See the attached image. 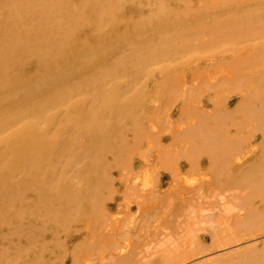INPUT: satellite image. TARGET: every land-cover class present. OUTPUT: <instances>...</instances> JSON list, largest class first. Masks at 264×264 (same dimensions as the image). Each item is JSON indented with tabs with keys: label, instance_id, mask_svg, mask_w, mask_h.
Masks as SVG:
<instances>
[{
	"label": "bare ground",
	"instance_id": "6f19581e",
	"mask_svg": "<svg viewBox=\"0 0 264 264\" xmlns=\"http://www.w3.org/2000/svg\"><path fill=\"white\" fill-rule=\"evenodd\" d=\"M198 1L202 2L204 7L201 4L199 5L201 9L193 6L192 8L196 9L193 12L191 7L192 10L188 9L191 0H0V205L4 204V206H0V223H4L6 226L17 223L16 219L14 223L10 220L15 218V215L12 217V214H15L14 211L16 210L12 208L13 213L9 211L11 206L14 207L10 203L16 201L21 203V207L19 203H16L18 205L16 207L19 208L17 211L20 210L16 214V218H18L19 214L26 209L25 190L32 188L28 186L29 182L30 186L33 185H31V182H35L37 189H34L35 193L38 194L35 195L38 197L36 203H33L32 206L37 204L38 207H43L47 211L49 207L46 209V205H52V210L49 209L47 214L44 210L45 213L42 212L47 216H50L48 214L51 212L57 213L59 211L61 213V209L66 208L67 211L64 214L67 213L68 216L75 210L74 202L76 204L81 203L83 194L79 191L80 188L71 182L73 180L65 174L66 167L58 169V178L53 176V168L55 163H61V155L65 154L69 159L68 162L64 163L69 169L75 163L74 176L80 182H87L91 177H95V169L101 159L105 158L107 152L114 151L117 153L120 150V143L123 142L118 137L123 134L120 130H126L130 126L135 139L141 135L144 136L145 130L142 131L139 122H136L138 117H140V120L145 113L140 98L143 97V92L141 95L140 91L139 96L136 95V98L133 97L134 94L128 95V92L137 93L141 89L137 86L138 82L136 80L142 76L135 77L136 73L140 72V74L147 76L153 71V67L162 68L163 65L160 63H163L162 60L165 57L168 58H165L167 62L170 58L175 59L176 62V58L187 55L186 52H189V54L193 52L194 54L195 43L197 44L196 50L204 47L203 51L206 52L218 38H222L220 39L222 43L225 42L231 35L230 32L233 35V38L231 36V39H229L231 44H236L235 42H239L240 40L237 39L240 38H243L246 42L248 36H251V39L252 36L257 37L255 42L259 37L263 38L264 41L263 8L261 13L258 12L260 7L254 9V12L253 10L252 12L248 11L251 6H253L252 9L256 8L254 5H250L254 0H248L250 3L246 1L250 5L246 11L243 10L244 6H247L244 5L247 4L244 0H242L244 4L241 0ZM257 1L256 3H259ZM239 6L243 9L237 8ZM204 8L206 10L208 8L210 11H207V13L202 12L205 16L202 17L203 15L199 12L205 10ZM235 8L240 11L243 10L241 15L243 17L244 14L245 19L243 18L241 21L240 16L238 17L240 11ZM197 10L201 11L198 12ZM206 14H211L212 17L214 14L213 18L208 15L212 23H210L211 20H207L204 24L206 27L204 30L205 36H208L207 40H209V42H206H211V45H208L209 47L205 41L202 42L199 38L198 40H196L197 38L194 39V35H190V38L198 42L200 40L203 44L193 43L192 39H188L185 35L188 30L185 31L182 25L185 26V22L190 19L194 23V28L197 26L199 30H203L204 27L199 26V24L201 17L206 18ZM235 14H237V17L232 18L231 16ZM143 16L144 18H142ZM145 17L147 18L145 19ZM192 19L196 21L193 22ZM236 19L240 20L233 22ZM197 20L199 21L197 22ZM208 21L210 24L207 23ZM235 26H237V29ZM170 27L172 31L177 30L173 35ZM189 27L193 29L191 26ZM232 27H235V29ZM178 28L184 29L181 31ZM198 29L195 28L194 30L198 31ZM190 32L187 34H190ZM200 33L198 31L199 35ZM198 34L197 36H199ZM225 34H229L228 37ZM160 35L161 38L165 37L164 40L160 39L162 43H159ZM201 35L200 38L203 36ZM176 39L178 41H175ZM164 41L169 44L168 46L172 44L174 45L173 48H180L182 51H176L170 47L169 52L168 46L166 47L167 44L163 43ZM227 42H225L226 45ZM156 43L158 46L165 44L164 47L168 51H164L163 47L160 48L161 46L158 47L160 50L155 49L157 47ZM222 43L216 42V45H213L212 48L217 47V45L220 48ZM230 43L229 45H231ZM198 44L203 46L199 47ZM192 46L194 51L190 48ZM187 49H191L192 52ZM172 50H175V52ZM259 51L256 53L263 56L264 50ZM167 52L169 54H166ZM172 52L173 54H170ZM198 52L195 54L197 55ZM201 53L203 52L201 51ZM241 54L240 57L243 61L246 59V53ZM246 56L252 57L251 53L250 55L247 53ZM235 57L238 58L234 55ZM254 57L255 55H253ZM257 58L255 59L259 63L260 59ZM236 59L232 61H238L234 63L236 66L230 64V70L234 68V70L232 69L233 72L240 71L238 74L242 75L240 78L243 81L240 80L243 84H237L243 86L244 80H248L244 77L250 71L247 70L248 73H245L242 68L244 69L245 63L248 64L249 62L247 63L248 60L243 61L244 66L240 63V69L235 71V68H239L238 63L241 62L240 59ZM249 61V66L246 65L245 68L251 67L249 68L251 70L254 62H252V58ZM26 66L32 67L31 72H34H26ZM255 66L257 67V65ZM163 70H168V68ZM254 74L251 75L254 76ZM258 76L255 75L256 78ZM259 78L261 80L260 76ZM166 87L167 89L164 86L157 90L164 95V93L171 90L168 89V86ZM260 94L258 93L257 97L260 96L262 98H259L261 103H264V95L261 96ZM250 96L252 95L250 94L248 97L251 98ZM248 97L246 100H248ZM217 100H222V97L217 98ZM217 100L212 99L214 103H218ZM243 101L245 99L242 100V104L245 103ZM73 102L81 105L80 107L77 106L79 109H74ZM222 102L216 104L215 108L218 109L217 106L219 107ZM107 103H110V105L108 109H105L104 105ZM246 103H248L247 107L245 104V107L241 104L242 109L244 108V114L246 116L247 114L250 115L249 108L251 107L254 111L251 113L258 115L257 109L252 108L250 105L252 102ZM248 106L250 107L248 108ZM245 108L249 109V113H246L247 109ZM239 109L241 110V108ZM106 111L110 112V117L104 119L107 114ZM215 113L217 112L212 113L210 117L199 115L198 121L194 124L195 126L187 127L188 130L182 136L183 139L185 136V140H187V135V138H189L187 141L189 144L185 145L187 150H183V156L187 159L186 161L191 169L197 167L196 159L197 156L201 155L200 152L206 153V159L209 163L208 170L213 172L215 177L203 184L206 187L209 186L208 188L211 190L207 194L203 193L196 197H180V205L185 209L179 215H176L175 221L177 223L176 230L183 231V234L180 237H169L171 239H168V243L164 242L166 246L161 250L158 260L149 263L144 260V257L136 261L132 260V257H135L136 254L129 249L127 243L114 244L112 248L117 251L119 264H191V262L199 259L200 262L198 261L197 264H264V241L260 246L256 244L258 232L264 231V212L258 210L259 206L264 205V142L262 141L257 151H255L253 142L247 141L248 138L246 137L254 135L252 131H250L252 135L246 131L248 134L245 133L244 135L246 139L234 138L230 135L231 133L229 134L227 128L229 123L225 124L220 112H218L219 115L218 113L215 115ZM259 114L262 115V113ZM251 115L247 117L251 118ZM79 116H83V118H79ZM72 118L79 119V121L76 131L71 130L70 132V128H66V125L67 123L69 125V122L73 120ZM49 119H52V121H49ZM208 119L212 121L210 126L207 122ZM259 119L262 122L261 118ZM46 122H50V127L45 125ZM236 123L238 127V122ZM74 124L70 127H75ZM256 124L254 125L256 126ZM235 125L234 123L233 126ZM257 127H260L257 131L264 128L261 127L260 123ZM240 129L239 126V131ZM255 130L253 132H256ZM263 132L262 130L260 133ZM116 136L119 140L118 143ZM194 137L197 139L196 141L192 140ZM40 150L46 152L42 151L43 153H41ZM90 152L94 154L95 159L77 164ZM250 153L254 156V158L249 156L253 159L251 163L244 160L245 156ZM224 166L225 169H223ZM174 168H176L175 165ZM176 171V169L173 170V174ZM42 175L44 177L48 176L49 179H40ZM203 184L199 185V188ZM95 187L97 186H94L96 190ZM92 188L88 189L93 191ZM239 188L242 190V194L236 197L239 202L241 201L240 209L237 207L236 212H238L237 210H244V214L242 216L237 214L234 225L242 228V230H226L221 226L222 223L227 224V221L221 222L219 219L235 208L232 204L229 207L226 202V204H219L207 216L212 221L211 226L199 229L200 231L205 230L204 234H209L210 246L207 247L202 244L204 236L201 237L197 233L194 238L193 235L189 236V228L195 226L194 223L197 224L198 217L203 215L209 199L223 196L224 192L231 189L239 191ZM127 191L130 192L127 195L131 194L132 187H128ZM174 192L179 194L175 190ZM91 193L93 196L90 193L88 195L93 199L95 196L93 192ZM97 194L98 192L95 195L97 196ZM92 199L91 203L94 202ZM95 199L97 198L93 200ZM140 200H142L143 206L141 204L142 208L140 206L139 208L146 209L147 207H144L146 201L139 199V202H141ZM231 200L229 199V201ZM93 205L95 203L91 206ZM56 213L55 215H57ZM51 214L54 216L53 213ZM50 217L51 219L55 218V216ZM214 217H217L216 221ZM159 219L165 221L166 217H159ZM15 232L17 235L21 234L19 230L15 229ZM201 233L203 232L201 231ZM92 234H95V232H92ZM245 235L246 237H244ZM178 238H180V242H176ZM243 243L250 245L237 248ZM92 246L90 243L81 249L83 252H87ZM220 250L226 251L223 252L224 254L219 253L217 255ZM212 254L215 255L201 261V258H206L207 255Z\"/></svg>",
	"mask_w": 264,
	"mask_h": 264
},
{
	"label": "rangeland",
	"instance_id": "374dc122",
	"mask_svg": "<svg viewBox=\"0 0 264 264\" xmlns=\"http://www.w3.org/2000/svg\"><path fill=\"white\" fill-rule=\"evenodd\" d=\"M244 1L250 3L251 0ZM244 1H242V4H244ZM254 1H252L250 5H254L256 8L252 9L253 6L250 7V5H248L249 3L247 2V4H244L247 5V8L244 5H241L242 7L244 6V9L240 6L237 8H242L246 11L250 7L248 11L252 12L253 10L254 12V9H258L260 7V9H258V12H263L261 11V9L263 8L264 10V0L257 1L259 3L261 1L262 4L256 3V0ZM200 4L202 5V7H204L202 2L198 0H191V2L188 4L189 7H187L190 10L193 9L192 11L195 12V7H200L199 9H201V6H199ZM193 6L194 8H192ZM204 9L205 10L203 11H197H201L199 12L201 14L202 12L207 13V11H210L208 10V8L207 10L206 8ZM237 10L240 11L239 9ZM242 11H240L239 14L237 13L238 17L240 16L241 21L244 18V14L243 17L241 15ZM255 12L257 11L255 10ZM211 14H206V18H202L205 17L204 14H202L203 16L201 17V22L199 26L204 27L202 28L203 30H199L196 26V23L200 19L197 20V22L195 23V28L198 29L199 33L201 32L200 35L202 34L203 36H201L203 38H200V35L198 34L197 30H194V23H192L190 19L188 21H190L192 24L188 21L185 22V26L184 24H182L185 28H182V30H188V32L186 31L185 33L186 37H188L189 39L191 37L190 35H194V37L192 36L194 39L197 38L196 40H198L199 38L200 40H202V42L205 41V43H207V46L211 45V42L208 43V36H205L204 31L206 29L204 24H206L207 20H211ZM237 14L231 17H237ZM208 15L211 16L209 17ZM142 18H144V16ZM146 18L147 17H145V19ZM203 19L205 22L203 21ZM240 19H236V21L233 20V22H237V20ZM195 21L196 20H193V22ZM222 22L224 23V21ZM207 23H209V21ZM210 23H212V20L210 21ZM186 24L191 26V28L193 29H190V27ZM235 27L237 29V26ZM235 27L232 28L235 29ZM170 29L172 35L174 32L176 33L177 31H172L171 27ZM178 29L181 30V28ZM189 32L190 34H187ZM192 32H194V34H192ZM230 33L231 35L229 36V38H224L226 39L225 42L231 39V36L233 38L232 32ZM197 34L199 36H197ZM225 35L226 37H228L227 35L229 34ZM161 37L162 36L160 35L159 40H164L165 37ZM252 37L255 38L254 36ZM248 38L246 42L243 38L237 39L242 41L240 43V41L238 42L236 40V44H231V40H229V42H227V45L225 44V42H223V45L220 40L222 38H218L219 41H214L220 44L222 43V45H220V48L218 45L217 47L215 46V48H212L214 47L213 45H216V42L212 41L214 42L212 43V47L210 46V48H208L209 50L207 49L206 52L203 51L204 47H202L203 45L201 46L200 44L198 45L202 48L200 49L198 47L199 50H196L197 44L195 42H202L200 40L198 42L190 38L192 39V42L195 43V51L193 46L190 47L192 48V51H194V54L191 49L187 50L191 51L193 56L191 53L189 54V52H186L187 55H180L183 58L181 59V57H177L176 62L174 61L175 59L172 58H170V60L172 59L171 61L168 60L167 62V60L165 59L167 57H165L163 58L164 61L166 60L165 62L163 60V63L159 62L163 65L161 69H159V67H153V71L150 73V75L147 76L144 74H140V72L136 73L135 77L142 76L136 80L138 82L137 86L141 87V89H139L137 93L128 92V95L134 94L133 97L136 98V95L139 96L140 91L141 95L143 92V97L140 98L142 99V104L144 107L143 112L145 113L143 117L141 116L142 118L140 120V117H138V121L136 120V122H139L140 127H142V131L143 129L145 130L144 132L146 133H144V136L141 135L139 138L135 139L133 137L132 129L130 126L126 130H120V132H123V134L119 132L121 135H118L120 136L117 135L118 137H120L121 142L123 140V144L120 143V150L117 153L114 151L107 152L105 158L103 157V159H101V162L98 163L99 165L95 169V177H91L90 180L87 182H80V180L76 176H74L73 172L75 163H73L71 168L69 169V167L64 164L68 162L69 159L65 156V154L61 155V163H55V166L53 168V176L55 178H58V169L66 167L65 174L71 180H73L71 182L76 184V187L80 188L79 191L81 192V194H83V196L85 195L84 198L81 195L82 201L80 204H76V202H74L75 210L68 214V216L66 215L67 213L64 214V212L67 211L66 208H62L61 213L59 211L57 213L55 212L57 215H55L54 212H51L55 216L54 219H51L50 216L54 217L51 213L48 214L50 216L44 214V211L46 210H44L43 207L40 208L37 206V204H34L35 208H33L34 206L32 205L33 203H36L38 197L35 195L38 194L35 193V189H37L34 184L35 182H31V185L33 184L32 186L29 185V182L28 186L32 188L27 189V191L25 190L26 201H24L27 203L25 207L26 209L24 208L25 210H23V213L21 212L19 214L18 218H16V214H18L20 210L17 211L19 208H17L16 206H18V203L19 205L21 203L19 201H16L17 199L15 200L16 202L10 203V205H14V207L11 206V210L9 211L13 213L12 208L16 209L14 211L15 214H12V217L15 215V218L13 219L10 217V220H12V223H14V220L16 219L17 223H14L15 225H13L12 223V225L9 224L11 227L8 225L6 226L4 223H0V264H119L117 260V251L114 250L112 246L114 244L120 245L125 243H127L129 245V249L136 254L135 257H132V260L136 261L141 257H144V260H147L148 263L158 260L161 250L166 246L165 243H168V241L171 239L169 237H180L181 234H183V231L181 232L176 230L177 223L175 221L176 215H179L180 212H183V210L185 209L183 206L180 205V197L184 196L190 198L196 197L197 195L203 193H209L211 189L208 188L209 186L206 187V185L203 183L208 180H213L215 177L213 175V172H209L208 170L209 163L206 159V153L203 154V152H200L201 155L199 156H197L198 153L196 154V156L198 157L196 159L198 168L195 167L191 169V166L188 165L186 161L187 159L183 156V150H187L186 144H189L187 142L189 138H187L188 135L186 136L187 140H185V136L184 139L182 138V136L188 130L187 127H194V124L199 119V115H206L210 117L212 113L220 112V114H222L221 116H223L225 124L227 125V123H229L228 125L231 127L230 129V127L227 125L229 134L231 133L230 135L232 137L240 139L245 138L244 135L246 131L249 134H251L250 131H252L254 135L251 134L252 136L246 137L248 138L247 141L253 142L255 151H257V148L261 145L262 141L264 142V132L260 133L262 130L264 131V112H261L264 111V103H261L260 99L262 98L260 96V99L257 97L258 93H263L260 94L261 96L264 95V54L261 53L263 54V56H260V53H256L259 50L261 51V49L262 51L264 50V41L262 40L263 38L260 37V39H257V42H255L257 37L254 40H252L253 38L251 39V36H248ZM161 40L159 41V43H162ZM175 41L178 40L176 39ZM157 43V47L155 49H159L158 47L161 46L160 48L163 47L162 49H164V51L169 50L170 52V47L171 49H175L176 51L181 50L180 48H173L174 45L172 44L171 46H168L169 44L164 41L163 43L167 44L166 47L168 46V50H166L167 48L164 47L165 44H160L158 46L159 43ZM229 43L231 45H229ZM206 45L204 46L207 47ZM175 50L172 51L175 52ZM197 51L199 52L196 55L195 53ZM201 51L203 53H201ZM173 52L170 54H173ZM182 53L184 54L185 52ZM241 53H246V55L247 53H249V55L251 53L252 57L250 58H252V62H254L257 67L252 64L253 68L251 70H249V68L251 67H248L246 69V65L249 66L248 64L250 63V58L249 56L245 55L246 59H244L246 61L248 60L247 63H249H245V67L244 69L242 68V70L245 71V73H248V71L252 73L249 72V76L248 74H244V78L248 80H244L245 82H247H244L243 86H238L237 83L243 84V80L242 78H240V76L242 77V75L238 74V72L240 73V71H237V73L233 72L234 68H232L233 70H230V66L232 64L233 66H236L234 63L238 62H232L235 61L234 59L237 58H234L235 55L238 56L236 60L240 59L239 61H241L238 63L237 66L241 67V65L244 63L243 61H245H242L240 57V55H242ZM166 54L169 53L167 52ZM253 55H255L254 58ZM258 56H260L261 58ZM255 58L260 59V62L258 63ZM242 66H244V64ZM240 67L237 69L235 68V71L239 70ZM26 68V72H34H31L32 67L26 66ZM166 68H168V70H163ZM253 73H255L254 76H252ZM255 75H259L262 81L260 80L259 76L256 78ZM258 81L259 83L262 82L263 84L257 83L259 84L257 85L256 82ZM164 86L165 89H167L166 86H168V89L171 90H169V92L167 91L166 93H164V95H162L157 89L163 88ZM258 86L260 87L258 88ZM217 89H219L220 91H218ZM256 89L258 90V93ZM248 91L250 92L248 93ZM248 94H251L252 96L254 95V97L250 96L252 98L251 99L248 97ZM164 97L165 99H163ZM220 97H222V100H217V98L219 99ZM247 97L248 100H246ZM242 98L245 99V101H243L245 103L243 104L242 100L244 99ZM212 99L215 101L217 100L218 103H214ZM221 101H223L220 104L221 107L219 106V108L217 106L218 109H216V104H219ZM246 102H252L251 104H249L252 106V108L257 109L258 115L254 113L256 117L254 116V114L251 113L253 110L250 106H248V108L250 107V110L245 108L247 109L246 113H249L251 111L250 115L252 114L253 117L251 115V118H249L247 117L250 116L249 114H247V116L246 114H244V108L242 109V106L245 107L246 105L247 107L248 103ZM73 103L72 105L74 109H79L77 106H81L78 105L76 102ZM107 104L104 105L105 107L103 106L105 109H108L110 105V103ZM239 108H241V110ZM106 113V117L104 116V119L110 117V112L108 113L106 111ZM217 113H215V115H217ZM259 113H262V115ZM246 117L247 120L245 119ZM79 118H83V116H79ZM259 118H261L262 122H260ZM73 120L69 122V125L68 123L66 125V128H70V132L71 130L76 131V127H78L77 125L79 119ZM49 121H52V119H49ZM207 122L209 126L212 125V121L210 119H208ZM236 122H238V127ZM72 123L75 127H70V125H73ZM234 123L236 124L235 126H233ZM256 123H260L261 127L263 125V129H260L261 131L259 130L260 132L257 131L260 127L258 128V124ZM254 124H256V126ZM45 125L50 127V122H46ZM239 126L241 128L240 131ZM253 126L256 130L253 129ZM40 129L43 131L42 128ZM194 129L192 130L194 131ZM253 130H255L256 132H253ZM247 133L246 135H248ZM117 136L115 138L118 143L119 140ZM192 140L196 141L197 139L194 137L192 138ZM42 151L46 152L44 150ZM42 151L41 153H43ZM249 156L254 158L253 154L250 153L245 156L244 160H248V162L251 163L253 159L249 158ZM93 159H95V156L93 153L90 152L87 153L86 157L79 161L77 164H82L86 161ZM165 159L166 161H164ZM174 165L176 168H174ZM172 168L173 170H177L176 173L174 172L173 174ZM225 168L226 167L224 166L223 169ZM47 177L48 176L44 177L42 175V178L40 179L44 180L46 178L48 180L49 178ZM27 180L29 179L27 178ZM201 184H203V186L199 188V185L201 186ZM95 185L97 187L99 186L98 190L97 187H95L96 190L94 189ZM91 187H93L91 189L93 191L89 190ZM128 187H132L133 189L132 193L129 195H127V193H130L129 191H127ZM174 190L179 194L175 193ZM238 190L239 191L231 189L224 192L223 196L220 195L209 199L206 205V210L203 212V215L198 217L197 224L194 223L195 226L189 228V236L193 235L192 237L194 238V235L196 233L201 237L204 236V239H202V244L207 247L210 246L209 234H204L205 230H201L203 232L201 233L199 229L209 228L211 226L210 224L212 223V221L207 216L211 214V211L219 204H226V202L229 207H231L230 204H232V206L235 207V210L233 209V211L225 213L223 218L219 219L221 222L227 221V224L222 223L221 226H223V228L226 230H242V228L236 227L234 225V221L237 220V214H240L241 216L242 214H244V210H237L238 212H236L237 207H239L240 209L241 202H239L236 197L242 194V190L240 188ZM91 192H93L95 196L94 198L97 199H92L91 196L93 195ZM95 192H98L97 196L95 195ZM89 193L91 194V196L88 195ZM91 199L92 201H94L93 203H95V205L93 206H91L93 204L91 203ZM139 199H143V201H146L144 207L147 208H143V210H146L145 212L139 208V206L141 208L143 206L142 200H140L141 202H139ZM229 199L232 200L229 201ZM217 200L221 203H218ZM7 204L10 207L9 203ZM0 206H4V204H1ZM51 206L52 205L50 204L46 205V209L49 207V209L52 210L53 206ZM49 209H47L46 214ZM258 210L264 212V205L259 206ZM43 215H45L46 217ZM159 217H166V219L165 221H163L162 219H159ZM214 220L216 221L217 217H214ZM15 229L19 230L21 234L17 235ZM91 231L95 232V234H92ZM258 233L259 234L257 235L258 239L256 244L260 246L261 243L264 241V231H259ZM244 237H246V235ZM176 240V242L181 241L180 238ZM90 243L93 246L89 248V251L83 252L81 248ZM245 245L250 244L243 243L237 246V248L244 247ZM227 250L229 251V249ZM225 251L226 250H220L217 255H219V253H225ZM213 255L215 254L207 255L206 258H201V261H203V259H209L213 257ZM199 260L193 261L191 262V264H197L200 262Z\"/></svg>",
	"mask_w": 264,
	"mask_h": 264
}]
</instances>
